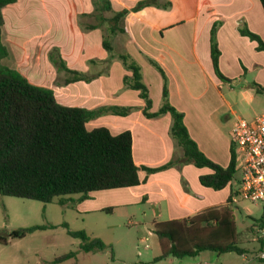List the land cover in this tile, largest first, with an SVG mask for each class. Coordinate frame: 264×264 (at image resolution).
Returning <instances> with one entry per match:
<instances>
[{
    "label": "crops",
    "instance_id": "0c3cea01",
    "mask_svg": "<svg viewBox=\"0 0 264 264\" xmlns=\"http://www.w3.org/2000/svg\"><path fill=\"white\" fill-rule=\"evenodd\" d=\"M108 1L111 11H102L100 0H18L3 10V42L11 51V58L4 61L6 65L31 84L51 89L64 106L106 110L87 123L88 130L106 127L113 135L132 133L133 158L140 167L143 183L132 188L92 192L83 204H76L78 213L95 215L111 208L110 204L144 203L158 206L160 220L167 213V219L154 223L191 218L215 207L232 208L235 215L240 200L234 197L238 187L233 182L220 191L204 187L199 179L211 173L207 168L175 164L152 174L142 169L163 167L180 158L182 150L170 134L172 116L167 113L147 117L146 102L140 92L125 86L124 78L132 76V72L126 69L120 56H129L141 68L152 101L151 114L163 106L165 81L158 67L162 69L168 101L184 115L191 138L207 158L228 167L234 119L257 118L250 112L255 113L257 96H264L253 86L264 88V51H259L257 42L240 33L247 28L264 42L261 1L152 0L137 11L134 8L145 0ZM125 10L128 11L122 23L125 31L110 37L113 52L109 53L103 45L105 36L111 34L109 20ZM214 27L220 51L219 69L230 81L220 80L213 67ZM53 52L69 70L84 79L74 80V74L59 69L51 60ZM124 109L129 110L127 114L116 113ZM162 204H166V210ZM262 218L264 213L254 221L253 228L254 241L261 250L264 240L259 241L258 228L264 227ZM55 230L35 233L44 234L51 243L48 245L57 247L53 239L57 238ZM76 248L75 258L57 263L54 260L59 256L55 255L34 264H78L81 257H91L92 252L82 251L80 244ZM69 252L72 250L65 254ZM244 254L242 257L248 261ZM160 255L161 247L154 257Z\"/></svg>",
    "mask_w": 264,
    "mask_h": 264
},
{
    "label": "trees",
    "instance_id": "16d2710c",
    "mask_svg": "<svg viewBox=\"0 0 264 264\" xmlns=\"http://www.w3.org/2000/svg\"><path fill=\"white\" fill-rule=\"evenodd\" d=\"M17 1L0 0V195L43 203L79 195L77 201L83 202L89 199L92 192L141 185L143 181L139 175L140 167L133 158V136L130 131L113 135L106 127L88 130L87 123L106 110L89 111L64 106L57 101L51 89L31 84L21 73L5 64L4 61L11 58V51L3 42V10ZM151 1L140 2L134 11L141 10ZM260 1L264 9V0ZM100 3L102 11H111L108 0H100ZM127 13L126 10L115 13L109 20L112 24L111 34L105 36L103 42L109 53L113 52L110 37L125 31L122 23ZM215 33L216 27L212 31L213 67L220 80L230 81L219 69L220 51ZM240 33L257 42V49L264 51V42L259 36L247 28L241 29ZM50 57L59 69L74 74V80L84 79L83 75L69 70L56 52ZM120 59L126 69L132 72V76L124 78L125 86L140 92L146 102L144 113L147 117L154 118L167 113L172 116L170 134L176 146L182 150L180 158L163 167L142 169L152 174L175 164H193L211 171L200 176V183L204 187L220 191L234 181L239 183L234 148L228 167L214 163L201 152L189 134L184 115L168 101L167 80L162 69L158 67L165 81L163 106L157 113L151 114L152 101L143 83L141 68L129 56L122 55ZM253 86L257 93L264 94L262 86ZM128 111L124 109L116 113L124 115ZM105 211H112V208ZM63 227L70 237L80 240L82 251L100 253L106 250L103 241L92 238L86 231L71 230L66 223ZM49 228L53 226L18 229L5 236L0 233V244L7 245L10 239H23ZM153 229L160 240L161 255L156 259L158 261L196 257L204 251L245 253L237 242L238 231L232 208H210L191 218L154 223ZM76 255L77 252L72 251L57 257L55 262L67 261Z\"/></svg>",
    "mask_w": 264,
    "mask_h": 264
},
{
    "label": "rangeland",
    "instance_id": "374dc122",
    "mask_svg": "<svg viewBox=\"0 0 264 264\" xmlns=\"http://www.w3.org/2000/svg\"><path fill=\"white\" fill-rule=\"evenodd\" d=\"M40 32L42 31L37 33L41 34ZM241 108L245 110V107ZM253 111L255 113L250 114L264 116V96H257ZM233 183L238 187L237 182ZM77 199L78 196L74 195L43 203L0 195L2 235L18 229L49 224L53 226L52 229H56L54 234L57 238L53 236V239L58 244L57 247H50L48 244L51 243L42 233L31 234L23 239H10L7 245L0 244V264H34L55 255L60 256L62 254L58 253L61 252L65 254L66 251H76V244L81 242L68 236L67 229L63 227L65 223L74 231L88 230L90 236L95 235L94 238L100 239L107 246L104 252L92 253L90 259L81 257L78 264H264V261L256 258L257 253L263 249L254 241L256 234L253 232L254 221L264 213L262 204L240 199L235 207L237 242L245 251L244 256L248 261L237 253L218 254L211 251L201 252L196 257L158 261L154 256L160 253V240L153 232V225L155 221L167 219V213L160 220L157 205L110 204L112 211L83 215L78 213L76 206L83 202ZM162 206L166 210V204ZM147 238L148 242H145ZM145 245L149 248L145 249Z\"/></svg>",
    "mask_w": 264,
    "mask_h": 264
},
{
    "label": "built area",
    "instance_id": "2783aa9c",
    "mask_svg": "<svg viewBox=\"0 0 264 264\" xmlns=\"http://www.w3.org/2000/svg\"><path fill=\"white\" fill-rule=\"evenodd\" d=\"M230 138L239 176L234 197L264 206V116L252 121L235 118ZM258 235L264 240V227L258 228ZM145 242H148V238ZM146 248L149 246L146 245ZM258 257L264 261V249Z\"/></svg>",
    "mask_w": 264,
    "mask_h": 264
}]
</instances>
